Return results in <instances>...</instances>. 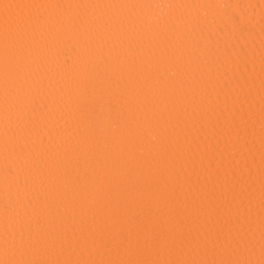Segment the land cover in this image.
<instances>
[{
  "label": "bare ground",
  "instance_id": "6f19581e",
  "mask_svg": "<svg viewBox=\"0 0 264 264\" xmlns=\"http://www.w3.org/2000/svg\"><path fill=\"white\" fill-rule=\"evenodd\" d=\"M0 264H264V0H0Z\"/></svg>",
  "mask_w": 264,
  "mask_h": 264
}]
</instances>
